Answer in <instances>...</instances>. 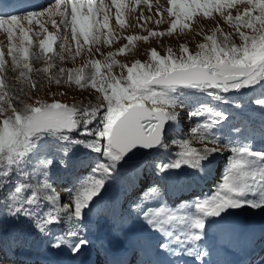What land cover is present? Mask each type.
I'll return each mask as SVG.
<instances>
[{
	"label": "snow or ice",
	"instance_id": "1",
	"mask_svg": "<svg viewBox=\"0 0 264 264\" xmlns=\"http://www.w3.org/2000/svg\"><path fill=\"white\" fill-rule=\"evenodd\" d=\"M115 7L117 24L123 28L125 21L121 19L124 10L132 12L141 2L149 5L150 0H111ZM172 7L166 9L168 15L174 16L167 34L171 35L179 26L181 30L190 29L185 21L202 12L205 18L218 13L219 16L233 28L226 33L219 24L211 34H200L204 41L197 45L193 54L186 45H181V55L176 57L171 48L168 55L161 56L156 49L149 52L148 63L135 61L129 67L118 64L113 57L117 53L109 52L101 71V61H89L78 69H69L65 82L75 83L79 88L91 87L100 95L99 103L87 107L64 104L59 101L46 102L36 100L26 103L19 95L9 94L3 73L8 61L5 52L0 49V188L11 175L24 172L31 167L33 173L42 175L43 182L38 181V187L29 189L24 183L14 185L11 191L9 211L12 215H25L29 218L38 217L36 227L44 232L48 226L60 222L61 214L66 218L79 219L82 210L104 188L106 181L118 167L129 166L137 152L143 149L166 148L167 131L173 122H178L180 113L177 108L185 103L198 104L189 115L191 117L206 116V121L192 131L196 138L204 144L200 150L191 147V142H179L174 162L161 165V170L180 168L182 164L199 167L200 162L209 159L210 154L219 151L218 140L209 131L226 119L224 114L200 101L182 98L183 90H195L206 94L213 100H224L221 93L239 92L244 89H262L261 98L256 103L264 108V0H167ZM243 5L240 11L238 6ZM108 7L104 0H56L50 8L43 12H31L25 16L0 14V30L7 36L6 55L11 57L12 69H19L17 81L26 82L29 88H36L29 73L32 68L29 63L30 48L33 47L32 35L47 33L44 39L38 41V46L46 55L53 51V45L61 40V53L68 44L66 35L61 36V26L66 33L69 29L71 40L78 47L75 55H79L84 45L100 42L101 29H108L109 14L104 11ZM87 9L85 13L83 9ZM175 9V10H174ZM230 9H236L233 16ZM161 10L157 9V14ZM98 14L102 19H98ZM59 16L60 21L53 18ZM47 18L42 19V18ZM138 19H144L141 13ZM150 19V18H149ZM26 22V23H25ZM157 24L162 21L157 20ZM46 23L56 28V32H48ZM38 25L36 31L32 25ZM30 33L32 35H30ZM219 33L220 39L217 38ZM111 35V31L107 36ZM163 36L165 33L149 31V36ZM78 37L83 38V44ZM234 37L239 38V43ZM129 43L148 37L128 36ZM106 43L110 41L105 39ZM128 45L120 47L118 54H125ZM91 52V47L88 48ZM187 54V55H185ZM91 63L94 71L90 76L84 75V68ZM127 69V75L117 77L113 74V65ZM52 65L43 68L47 73ZM40 71V70H37ZM65 69L61 68L57 76H49V81L61 83ZM23 88L20 92H23ZM19 101L17 107L13 101ZM79 137H76V134ZM49 138H52L51 140ZM62 142V143H61ZM212 144L213 147H208ZM77 148L86 150L90 155L98 154L92 165L91 175L78 177V187L71 195V203L62 207L59 196L51 190L47 182L49 171L54 164L57 153L61 158L59 163L67 165L72 152ZM55 149V152L53 151ZM232 155L224 171L222 182L215 191L203 200H198L190 207L194 210L173 212L159 208L155 212L145 213L149 223L173 240L177 245H192L187 251L190 255L198 254L195 242L201 239L205 228V217H218L231 209H241L245 206L264 210V151H256L247 144L231 148ZM83 163V162H82ZM31 191V195L21 197V193ZM51 191V194L46 192ZM155 192L156 189H151ZM43 199L50 207L45 211L36 212ZM74 205V208H73ZM180 225L181 228L169 230V226ZM73 239L59 237L54 247L67 246L73 252H78L88 243L79 238L75 231L68 233ZM163 247H168L167 244Z\"/></svg>",
	"mask_w": 264,
	"mask_h": 264
},
{
	"label": "rangeland",
	"instance_id": "2",
	"mask_svg": "<svg viewBox=\"0 0 264 264\" xmlns=\"http://www.w3.org/2000/svg\"><path fill=\"white\" fill-rule=\"evenodd\" d=\"M55 2L56 0H49V2L40 8L15 12L10 15L25 16L31 12H43L46 8L52 7ZM104 3L108 6L104 11L109 14V27L108 29H101L99 43H92L90 41L88 45L83 46V50L79 55H75L78 45L76 41L71 40L70 29L65 33L63 26H61V36L66 35L68 38V44L65 45V50L62 52L63 59H60V56L57 55V53H61L59 46L61 40L58 39L56 44L53 45V51L45 55L39 48L38 41L44 39L47 33L41 32L38 37L30 33L34 44L30 48L29 63L33 70L28 75L36 83V88L30 89L26 82L21 83L17 81L16 77L19 75V69L15 71L12 69L11 57L6 55L7 36L6 33L0 30V49L4 50L5 59L8 61L3 76L8 86L9 94L13 97L19 95L20 100L26 103H35L39 99L46 102L59 101L64 104L76 105L77 107L95 105L99 103L97 97L100 94L90 86L81 89L74 82H65L68 75L67 70L78 69L86 62L99 60L102 65L101 71L107 72V69L103 67V63L109 52L117 53L113 58L118 61V64H125L129 67L137 60L142 63H148L151 49H156L159 55L166 56L168 55L167 50L171 48L173 54L179 57L181 55L180 46L186 45L189 51L194 54L198 50L197 45L205 42L204 36L200 34L201 32L210 35L217 24L226 33L234 31L232 27L224 22L218 13L213 12L211 17L205 18L202 12H198L192 21H185V23L191 25L190 29L181 30L178 26L169 35L167 32L175 17H170L166 11L167 8L172 7V4L168 3L167 0H150L151 10H149V5L143 2L136 6L132 12L124 10V15L121 19L125 21V26L121 28L116 22L115 7L112 6L111 0H104ZM96 4H99V0H96ZM238 8L242 11L243 5L238 6ZM157 9L161 10L160 14H157ZM83 11L86 13L87 9L85 8ZM229 11L232 12L233 16L236 15V9H230ZM141 13L144 19H138ZM53 18L59 23V16ZM97 18L102 19V15L98 14ZM42 19L46 20L47 18ZM157 20L162 22L157 24ZM45 26L48 32H56V28L51 23H46ZM32 27L36 31H40L38 25L33 24ZM109 31H111V35L107 36ZM149 31L156 33L163 32L165 35L149 36ZM130 35L147 36L148 40L145 42L139 39L129 43L126 37ZM106 38L110 41L109 43L105 42ZM217 38H221L219 33H217ZM78 39L83 44V38L78 37ZM234 39L237 43L240 42L238 37H234ZM124 45H128L126 53L123 55L118 54L117 50ZM89 47L92 49L91 52L88 51ZM118 64L113 65V74L117 77H120L122 74L126 76L127 69H121ZM48 65H52V67L49 68L47 73L43 72L42 69ZM61 68L65 69L61 83L57 84L54 80L50 82L48 77L57 76ZM93 71L91 63H88V66L84 68V75L90 76ZM21 88H23V92H20ZM193 93L199 97L200 101L214 110L222 112L226 117L218 126H214L209 130L218 140L219 151L210 154L209 159L201 161L199 167H194L191 164H182L180 168L161 170V165L174 162L178 158L176 153L180 151L178 146L180 141L188 140L191 142V147L198 150L204 147V144L196 138L192 130L198 125L205 123L206 116L191 117L189 115L199 105L186 102L183 107L177 108L180 117L178 122H175L174 132L172 133L174 137L168 141L170 144H167V150L160 156L150 159L145 165L127 170L126 172L116 170L119 173H127L129 183L123 185L120 183L113 190L104 194L105 196H115L118 201L117 204L119 206L123 205L121 224L116 231L124 230L134 234L133 231L139 233V231L149 228L155 236L161 234L158 237L161 240L164 232L154 226L149 227L150 223H147L149 220L143 217L145 213L151 216V213L162 207L173 212L194 210L190 206L195 201L203 200L210 196L215 191L217 185L222 182L228 160L232 155V147L247 144L256 151H264V108L256 103V99L262 96L261 88L257 87L255 89L240 90L239 92L221 93L224 96V100H213L206 94L196 92L195 90H184L182 98L188 96L187 100H194L195 96H193ZM13 103L17 107L21 106L19 101L14 100ZM183 114H185V117L181 118ZM174 144L176 146L172 147ZM207 146L213 147L212 144H208ZM73 161L84 168H81L79 171H70L71 169H64L53 164L47 178L51 190L55 194H58L60 198L59 205L61 207L71 203V195L75 193L78 187V177L88 176V169L92 166L89 160L81 156L80 153H77L73 157ZM217 161H219L218 166L222 165L214 171L212 167L216 165ZM158 171L160 172L158 173ZM44 179L42 175L36 174L31 183L27 182L26 185L29 189L30 187L31 189H35L39 186L38 181L43 182ZM151 189H156V191L151 192ZM26 192L30 196L31 191ZM46 194H51V191L46 192ZM49 207L50 205L41 199L40 207L36 208L35 211L40 212L42 209L46 211ZM232 210L248 214L252 219H254L253 216H256L264 220V210L261 209H252L245 206L241 209ZM90 214L91 211L88 207L82 210V216L79 219L73 217L69 220L66 218V214L62 213L60 222L48 226L44 232H41L36 227L35 221L38 217L27 218L26 229L22 233L18 232L19 235H17L16 232L11 231L6 235L0 236V264H40L43 258H46L48 264H54L53 261H57L56 264H59L58 261H63V264L71 263L74 252L67 246L54 247L53 245L59 237L73 239L74 241V238L69 237L68 233L75 231L79 238H84L88 241L84 246H87L92 251L91 239L95 231H99L100 229L93 228V223H90L92 221L89 218ZM216 218L205 217V228L203 230H196L197 232H203L201 238L210 230L207 226H212L211 219ZM174 228L179 229L181 226H169V230H173ZM98 231H96L97 237L98 235L100 237L104 236V233L109 232L107 228L104 231ZM140 234L142 233H139V236ZM10 237L15 240L21 239L20 244L11 245L8 242L10 241ZM120 238H124L126 242L125 237L120 236ZM127 242L129 245V241ZM104 244L107 246L106 243ZM99 245L96 246V251H92L93 253L99 251ZM128 245H125V247ZM35 253L37 254L36 258L33 256ZM81 253L86 257L85 252ZM92 258L95 259L93 255L85 259L87 263L93 264ZM259 264H264V260Z\"/></svg>",
	"mask_w": 264,
	"mask_h": 264
},
{
	"label": "trees",
	"instance_id": "3",
	"mask_svg": "<svg viewBox=\"0 0 264 264\" xmlns=\"http://www.w3.org/2000/svg\"><path fill=\"white\" fill-rule=\"evenodd\" d=\"M185 97L188 98V96H185ZM230 102H231V100H230ZM230 104H232V103H230ZM184 117H185V114H183L181 118H184ZM76 137L77 138L79 137L78 133L76 134ZM173 137L174 136H171L170 139H172ZM49 139L51 140L52 138H49ZM174 146H176V145L175 144L172 145V147H174ZM53 151L55 152V149H53ZM77 153H80L81 156H83L84 158H87L89 160V162L96 160L98 157V154L90 155L86 150L81 149V148H77L76 150H74L72 152L70 158L68 159L67 165H62L59 163L61 156L58 153L54 157H49V158L54 159V164L61 167V168L71 169L70 171H77V170L79 171V170H81V168H84V167H81V165H78L77 163H75L73 161V157ZM91 171H92V166L88 169L89 175H91ZM159 172L160 171H158V173ZM35 175L36 174L33 173L31 167H26L24 169L23 173L17 171L14 174H12L10 179H8L5 182V186L3 188H0V235H2L3 233H6V232H11V231L12 232L14 231L16 233H18V232L22 233V231H24L26 229L25 228L26 223H27L26 219L29 217H27L23 214H21V215L10 214L9 205H10L11 201L8 197H10V194L14 188V185H18L21 183H24L26 185L27 182H29V184H30ZM119 180H120V182H119ZM120 183L122 185L125 183H129L128 174L124 173V172L119 173V172L115 171L114 173L111 174V177L106 181L104 188L101 189V192L96 197L93 198V200L89 203V205L93 201H95L97 198L106 194L108 191L113 190ZM30 189H31V187H30ZM20 195L22 198L29 196V194L26 191L22 192ZM30 195H31V193H30ZM89 205H88V207H89Z\"/></svg>",
	"mask_w": 264,
	"mask_h": 264
},
{
	"label": "bare ground",
	"instance_id": "4",
	"mask_svg": "<svg viewBox=\"0 0 264 264\" xmlns=\"http://www.w3.org/2000/svg\"><path fill=\"white\" fill-rule=\"evenodd\" d=\"M222 164H220L219 165V167L221 166ZM133 169V168H132ZM128 170H131V169H128ZM242 214L243 215H245V216H249L248 214H245V213H243V212H239V211H235V210H232L228 215H226L225 217H222V218H219V217H217L216 218V221H217V223H218V225L219 226H226L227 225V223L229 222L230 223V221L231 220H233V218H243L242 217ZM143 217H146V216H143ZM149 218H150V215H149ZM149 218H147L148 220H149ZM239 218V219H240ZM244 218H246V217H244ZM244 218L243 219H241V220H243V221H240V222H237L236 221V227H239L240 225H243V224H248V222H252V224L250 225V229H249V231H252L254 228H256V227H258V226H260L261 227V231H264V221L263 222H261V224L259 223V221H257V222H253L254 220H252V221H247V222H245L244 221ZM250 219H252V218H250ZM149 221H147V223H148ZM151 226H153L152 224H150V226L149 227H151ZM207 228L208 229H210L209 231H213L214 229H216L215 227H214V225H210V226H207ZM96 230V229H95ZM96 231H98V230H96ZM96 231H95V234H94V236L92 237V239H91V241H92V251H96V246H98L99 244V246H100V249H99V251L96 253V252H92L91 251V249H89L87 246H82L81 247V252H85L86 253V257L85 258H88L89 256H95V259H91V261H94V263L93 264H104V262L106 261V258H104V259H102V258H100L99 256H101L102 254H103V252L104 251H106L107 250V246H105V240L107 241V237H105V235L104 236H101L100 237V235H98V237H97V234H96ZM98 232H100V230L98 231ZM142 232H147V233H150V234H152V236H151V238H153L154 239V241H156L157 239H158V237H160L161 236V234H159V236L157 235V236H155V234H153V232L151 231V229L149 230V228H146V229H144V231H139V233H142ZM115 234L116 235H118L119 237L121 236H123V237H125L126 238V245H128V242L127 241H129V245L128 246H126V247H123V248H120L119 250H121L120 252H119V254H117L116 255V259H120V260H126L127 262H128V264H136V263H134L133 262V260H134V253H135V248H134V244H135V238L136 239H140L141 238V236L142 235H140L139 236V234H131V233H129V232H126V231H124V230H118V231H116L115 232ZM247 235H245L244 237H246ZM254 236H256V235H254ZM112 237H114V236H111V238L110 239H112ZM248 237V236H247ZM250 238V237H249ZM113 240L115 241V240H117V239H115V238H113ZM161 242V241H160ZM250 242H252V241H250ZM107 243V242H106ZM114 243H116V241L114 242ZM195 243H197V244H204V243H207L206 242V240H205V238H201V240H199V242H195ZM244 243L245 244H248L249 243V240L248 239H245V241H244ZM163 244H164V242H163ZM261 244L263 245V243H261L260 241H257L256 239L253 241V243H252V245H253V247L254 248H259V247H261ZM86 247V248H85ZM196 249V248H195ZM79 250V251H80ZM140 250V249H139ZM225 250V249H224ZM198 251V249H196V252ZM141 252V251H140ZM201 252V251H200ZM261 252H264V249L263 250H261ZM99 253V254H98ZM106 253V252H105ZM92 254V255H91ZM145 254H147V253H145ZM33 256H34V258H36L37 257V254L35 253V254H33ZM103 256H104V254H103ZM152 256H149L147 259H146V261H150V260H152V258H151ZM42 259V258H41ZM72 260V259H71ZM86 262H87V260H86ZM64 263V262H63ZM40 264H48V261L46 260V258L44 259H42L41 260V262H40Z\"/></svg>",
	"mask_w": 264,
	"mask_h": 264
},
{
	"label": "water",
	"instance_id": "5",
	"mask_svg": "<svg viewBox=\"0 0 264 264\" xmlns=\"http://www.w3.org/2000/svg\"><path fill=\"white\" fill-rule=\"evenodd\" d=\"M174 126H175V122H173L172 127H170L167 131L166 144H167L168 139L170 137L169 135L171 134V132L174 129ZM167 147H168V145H167ZM167 147L163 148V149H160V148L143 149V150L137 152L136 159L131 165L118 167L117 171H127L128 169H132V168H135V167H138L141 165H145L150 159L158 157L162 153H164L167 150ZM229 213H230V210H228L225 213H221V215L218 217H224L225 215H228Z\"/></svg>",
	"mask_w": 264,
	"mask_h": 264
}]
</instances>
